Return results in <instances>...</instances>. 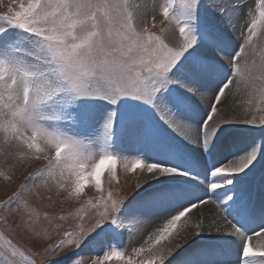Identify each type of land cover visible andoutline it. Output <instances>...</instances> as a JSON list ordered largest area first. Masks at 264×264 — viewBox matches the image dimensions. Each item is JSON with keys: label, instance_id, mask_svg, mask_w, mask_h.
<instances>
[{"label": "snow or ice", "instance_id": "1", "mask_svg": "<svg viewBox=\"0 0 264 264\" xmlns=\"http://www.w3.org/2000/svg\"><path fill=\"white\" fill-rule=\"evenodd\" d=\"M143 4L0 0V138L13 161L39 165L0 199V264H52L62 256H74L71 264H166L204 232L240 241L235 264H264V226L249 233L225 215L223 201L207 195L176 206L158 222L139 213L125 217L132 193L155 183L159 187L146 193L140 208L171 206L179 197L167 180H193L195 174L117 154L109 145L114 117L122 108L147 106L204 152L229 126L264 129V0H208L239 37L231 52L221 35L197 34L192 27L199 0H163L141 19ZM157 22L160 27L153 31ZM204 80L219 83L209 93L198 83ZM165 92L194 96L204 104L198 127L176 118ZM239 95L245 97L242 105L230 103ZM78 98L98 99L107 109L93 138L69 134L60 125L69 102ZM143 132L151 135L148 125ZM259 159H264V137L212 164L194 182L209 191L222 189L224 198L238 202L239 194L225 185H233ZM118 161L124 173L135 177L130 191L114 186L119 184ZM41 189L49 193L50 204L54 191L71 207L64 214L42 213L30 203L33 196L43 198ZM209 206L213 210L205 214ZM126 225L131 246L120 248L117 241ZM25 237L32 247L22 243ZM84 249L102 251L82 255Z\"/></svg>", "mask_w": 264, "mask_h": 264}, {"label": "rangeland", "instance_id": "2", "mask_svg": "<svg viewBox=\"0 0 264 264\" xmlns=\"http://www.w3.org/2000/svg\"><path fill=\"white\" fill-rule=\"evenodd\" d=\"M142 1H144V0H140V2H142ZM159 1L160 0H148L147 3L150 5V9L153 10V7H154L153 4L158 3ZM160 2H163V0H161ZM207 2H208V0H206V4H205L204 0H199V6L196 10V19L192 23V27L194 28V30L196 31L197 34L203 33V32H215V33L221 35L223 38H225V40H227V42L229 44L230 48L228 47L227 51L229 50V52H231L233 49L236 48V46L237 47L239 46V44H238L239 43V37L227 28L226 21H225L224 17L219 15L217 12H215L213 10V8L209 7V4ZM215 2L219 3L220 0H215ZM2 10H3V8L0 7V11H2ZM159 27H160V25L157 22L156 28H154L152 30L158 31ZM235 43H236V45H235ZM225 71H227L226 65H225ZM207 81L209 84L211 83V82H209L210 80H207ZM198 82H200V81H198ZM213 82L214 83H211L210 85L208 83H202L201 82L202 84L200 83V85L202 86V85L207 84V87L213 88V86L217 82V85H216V87H217L219 81L213 80ZM164 98L167 101L169 108L175 107L171 111H173V112L177 111V112H174L177 119H179L182 122L185 121L184 123H186V121L188 122L190 120V122L191 123L193 122V123L191 124L190 122H188L187 124H189L191 126L195 125L194 127L199 126L202 118H199V119L197 118L198 120H196L195 118L192 117V115L195 113V111L193 110L194 109L193 105L190 103V105H192V107H191L188 104V102L190 101L188 96H183L179 93H173L171 96H169V94L167 92H165ZM181 98H183V99H181ZM240 98L245 99V97L243 95H240ZM179 99H181V100H179ZM180 101L183 102V105ZM188 106L190 109L188 108ZM181 108L184 109L182 111H186V112L183 113L182 111H180ZM106 112H107V109H106L103 101H100L98 99H91V98H78L75 101L69 102V107H68L67 111L65 112V119L60 122V125H61V127L67 129V131L68 130L69 131H76L79 134L78 136L93 138L99 134V132L101 130V126L103 124L102 117L104 114L106 116ZM180 112H181V114H180ZM204 112L205 111L203 110V112H202L203 115H204ZM71 116H73V117H71ZM104 119H105V117H104ZM191 119H192V121H191ZM193 119H195L196 121L195 120L193 121ZM72 120L74 122H78L79 125L75 126L74 124H72L73 123ZM161 123L162 122L156 117L155 113L150 108H148L147 106L139 107V108L135 109L134 111H129V110H126L123 108L120 109L118 111V115L116 117H114L113 135H112V139L109 142L110 149L113 152L120 154V155L140 156L146 162H162L164 164H168V165L170 164V166L174 164V165H176V167H178V168L180 167L181 169H191L192 170L193 168H195L196 166L187 168V160H186V156H185L187 154L181 149L183 147V145H182L183 141H184L183 137L181 139L180 135H175L176 133L174 135L172 134L171 136H168L169 134L165 130L164 125ZM145 125H148L149 128L151 129V135H149V136H146L143 132V128ZM166 128H168V127L166 126ZM233 128L227 130L228 132L225 131L226 134H224L225 133L224 132L223 135L220 137V140L219 139L216 140L214 142V145L211 147V149L208 152H204L205 155H207L206 156L207 159L210 160V163H212V164L218 163V162H220L226 158H229L230 156L237 155V154L246 150L245 144L242 142L243 138H241V136H240L242 127L241 128L240 127H238V128L233 127ZM168 130L170 131L169 128H168ZM260 135H261L260 137H264V129L262 131H260ZM233 137L235 138V140ZM169 138H170V140H169ZM223 139H224V141H223ZM236 140H238V141L236 142ZM249 141L250 140H248L246 142L248 148L252 145V142L251 141L249 142ZM241 142H242V144H239ZM180 143H181V145H180ZM172 148L173 149L177 148V151L180 153V155L184 156L185 158L184 157L180 158V156H178L177 154H175V156H171L170 155V149L172 150ZM9 151H11V149H9L8 145L4 144L2 138H0V199H2L4 197L6 191L14 189L15 186L20 183V181L23 179V176L26 175L28 171H31L34 167L39 166V165L34 164V163L21 165V164L17 163L16 161H13L11 157L6 155V153ZM214 161H216V162H214ZM130 162H131V160L129 159V163ZM41 163H43V162H41ZM212 164H209V165L211 166ZM117 169L120 173L119 184H114V186L118 187V188H123V190L125 192L130 191L131 188L134 187V185H135V177L132 174L124 173L122 165L120 164L119 161L117 162ZM261 172L264 175V170H261L259 173H261ZM5 174L11 175L13 177V179L11 181L6 182L3 179V176ZM196 175L199 176V174H196ZM242 176H243L242 173L239 174L238 178L234 181V184L232 186L225 185V187L226 188L227 187L228 188H234L235 191L240 196L243 193V192L240 193V191H242V185L246 184V182H245L246 180L241 181ZM129 177L131 179H129ZM239 179H241L240 182H236ZM105 183H107V174H105ZM236 185H238V186H236ZM176 189L178 190V188H176ZM205 190H206V188H205ZM210 192H212L211 198L216 199L217 203H221V201H223L222 206L224 208L225 215L229 219H231L232 221L234 220L233 221L234 223L238 224L241 221V219L239 220V218H240L239 214L240 213H242L243 211H245V212L249 211V209L247 210L245 208V206H242V202L240 200H239L240 202L239 201L238 202L237 201L230 202L226 198H224L222 195V192H223L222 189H217V190L210 191ZM41 193L43 195V198L33 196L32 198H30V203H32L33 206H38L39 210L42 213L47 211L50 214L51 213L64 214L71 207V205L68 202L62 201V197L57 198L55 196L54 191L51 194L53 197V202L51 204L49 203V201L47 199L49 193L43 189H41ZM135 194H136V192L132 193V195L128 198V201H126V203L129 202L135 196ZM188 200L186 201V203L188 202ZM70 222H72V221L69 220L67 223H70ZM67 223H65V227L67 226ZM125 228H126V226H125ZM125 228L120 230L123 233V235L117 241V246L120 248L130 247V246H128L129 242H128V238H127L126 233H125ZM53 237L55 238V234H53ZM233 238H235V237H233ZM233 238L231 236L230 239L228 240V243H227V241L225 243H223V246H221L222 248H220V246H219V244H221L222 243L221 241L223 240L221 237H220V239L219 238L218 239L212 238V239L208 240V244L210 246L209 252H205V250H204L205 248H202L203 246L201 244H198L200 242L199 239L195 240L193 243L196 244L198 247L199 253H198L197 257L200 258L199 259L200 261L199 260L197 261V262H199L198 264H208V263L209 264H225L229 261V259L231 260V264H235L234 261H236L235 259H236L237 255L233 254L230 251V249H231L230 245L231 244L234 245V242H233L234 239ZM22 243H24L28 247L33 246L26 237L22 240ZM238 245L240 246L239 243H238ZM220 249H223L225 251L228 250V253L224 254L222 252V250H220ZM85 250L86 249H84V252H85ZM99 251H102V249H95V250L89 249V253H91V254H98ZM179 252L180 253H177V254L175 253L176 255L174 254L172 257H170L169 260L166 261V264H170V263L174 262V260H176V263L174 262L175 264H194L195 263L194 262L195 257L191 256V254L188 252L187 248H184L183 250H181ZM185 253H187V254H185ZM205 253H207V254H205ZM81 254L85 255L83 252ZM229 255H231V257ZM181 256H183V257H181ZM234 256H235V258H234V260H232ZM72 258H75V257L74 256H71V257L70 256H62V257L57 258L56 260H53L52 264H71ZM182 258H183V260H181ZM225 259H227V260L225 261Z\"/></svg>", "mask_w": 264, "mask_h": 264}, {"label": "bare ground", "instance_id": "3", "mask_svg": "<svg viewBox=\"0 0 264 264\" xmlns=\"http://www.w3.org/2000/svg\"><path fill=\"white\" fill-rule=\"evenodd\" d=\"M161 1V0H160ZM159 1V2H160ZM148 2V0H144V1H142V3H144L143 4V8H142V15H141V19H144V18H147V16L148 15H151V12H152V9H150V5L147 3ZM158 2V3H159ZM4 3H7V0H4ZM204 3L206 4V0H204ZM208 3V2H207ZM2 8V7H1ZM152 8V7H151ZM158 21H159V17H158ZM159 23V22H158ZM223 35V34H222ZM227 36V35H226ZM234 37V36H233ZM227 38V37H226ZM225 39V38H224ZM236 39V38H235ZM227 41V40H226ZM232 41V40H231ZM230 41V42H231ZM235 42V41H234ZM234 44V43H233ZM239 44V43H238ZM231 45V44H230ZM235 45H236V43H235ZM233 47V46H232ZM237 47V46H236ZM230 48V47H229ZM234 48V47H233ZM228 52H229V50H228ZM208 83V81L207 80H204V81H200V82H198L199 84L200 83ZM209 82H211V83H214L213 82V80H210ZM201 83V84H202ZM210 83V84H211ZM209 84V83H208ZM209 84V85H210ZM208 85V86H209ZM216 85H217V82H216V84L213 86V88H210V87H207V84L206 85H202L201 87H202V89L203 90H206V91H208L209 93H211L215 88H216ZM179 94H181V93H179ZM182 95V94H181ZM184 96V95H183ZM242 97V96H241ZM181 99H183V98H181ZM181 99H179V100H181ZM188 99V98H187ZM186 99V100H187ZM189 99H190V101L188 102V104L190 105V103L193 105V107H194V111H195V113L192 115V117L193 118H195L196 120H198L199 118H202L204 115H205V113H206V108H205V106H204V104H202L197 98H195L194 96H192V97H189ZM188 99V100H189ZM185 100V99H184ZM187 100V101H188ZM243 98H240V95L239 96H237V97H235V98H232V100L230 101V103L231 102H234L237 106H240V105H242V103H243ZM181 102V101H180ZM182 103V105H183V102H181ZM185 104V103H184ZM192 105H190L191 107H192ZM173 107V106H172ZM177 107V106H176ZM173 108H175V107H173ZM173 108H169L170 110H173ZM183 108V107H182ZM181 108V110L180 111H182V110H184V109H182ZM188 108H189V106H188ZM178 109V108H177ZM190 109V108H189ZM203 110L205 111L204 112V115L202 114V112H203ZM174 112H177V111H174ZM183 113L184 112H186V111H182ZM193 112V111H192ZM177 114V113H176ZM180 114H181V112H180ZM179 114V115H180ZM192 114V113H191ZM190 114V115H191ZM187 115V114H186ZM189 115V114H188ZM71 117H73V116H71ZM188 117V116H187ZM191 117V116H190ZM179 118V117H178ZM198 118V119H197ZM186 119V118H185ZM195 119H193V121L195 120ZM195 120V121H196ZM73 121V120H72ZM76 121V120H75ZM191 121H192V119H191ZM185 122V121H184ZM188 122H190V120L188 121ZM187 121H186V123H188ZM191 123V122H190ZM193 123V122H192ZM191 123V124H192ZM197 123V122H196ZM72 124H74L75 126H77L78 125V122H74L73 121V123ZM161 124H163V123H161ZM164 125V124H163ZM195 126V125H194ZM193 126V127H194ZM233 127H236V128H238V127H242V129H241V133H240V136H241V138H243V140H242V142L245 144V141H246V139H247V141L248 140H252L251 142H252V144L254 143V142H256V141H258V140H260L261 139V135H260V131H262L263 129H261V128H259V127H256V126H249V125H232V126H229L225 131H227V130H229V129H232ZM164 128H165V130L167 131V133L169 134L168 136H171L172 134L174 135L175 133L170 129V131L168 130V128H166V125H164ZM234 129V128H233ZM67 130V129H66ZM69 131V130H68ZM224 131V132H225ZM223 132V133H224ZM228 132V131H227ZM223 133H221L220 134V137L223 135ZM232 133V132H231ZM238 133V132H237ZM69 134H73V135H79L76 131H69ZM224 134H226V132L224 133ZM234 134V133H233ZM262 134V133H261ZM175 135H177V134H175ZM193 136H194V133L192 134ZM220 137H219V140H220ZM234 138V137H233ZM181 139H182V137H181ZM169 140H170V138H169ZM184 140V141H183ZM183 147L181 148L187 155H185L187 158H189V159H191L192 161L194 160L195 161V168H193L192 170L191 169H184V170H186V171H188V172H190V173H193V172H195V173H200L201 171L202 172H204V171H206L208 168H210L209 166V164H212V163H210V161L208 162L209 164H207L205 161H204V158L203 159H200L203 155H205V153H204V151L198 146V145H195V144H193V143H189V142H187L184 138H183ZM234 140H235V138H234ZM223 141H224V139H223ZM238 140H236V142H237ZM241 141V140H240ZM249 141V142H250ZM178 142V141H177ZM235 142V143H236ZM242 142L241 143H239V144H242ZM173 143V142H172ZM179 143V142H178ZM216 144V143H215ZM224 144V143H223ZM243 144V145H244ZM180 145H181V143H180ZM214 145V144H213ZM222 145V144H221ZM250 145V144H249ZM239 146V145H238ZM259 145H257V151L259 152ZM178 148V147H177ZM223 149V148H222ZM182 151V152H183ZM217 151V150H216ZM237 151V150H236ZM225 152V151H224ZM237 153V152H236ZM232 154V153H231ZM230 154V155H231ZM178 156H180V158L181 157H184V156H182V155H178ZM207 156V155H206ZM227 157V156H226ZM225 157V158H226ZM231 157V156H230ZM185 158V157H184ZM183 158V159H184ZM212 162V161H211ZM214 162H216V161H214ZM261 162V163H260ZM172 164V163H171ZM168 165V164H167ZM170 165V164H169ZM174 165V164H173ZM173 165H171V166H173ZM179 165V164H178ZM173 167H176V165H174ZM178 168V167H177ZM180 168V167H179ZM261 170H264V159H259V162L258 163H256L255 164V166L252 168V170L251 171H248V172H246V173H242L243 174V176L241 177V179H239V180H237L236 182H240V180L241 181H243V180H246L245 182H247V180L248 179H251V180H255V178H256V176H258V173L261 171ZM248 174V175H247ZM133 177V176H132ZM129 179H131L130 177H129ZM162 179H164V178H162ZM195 179H196V177L194 176L193 177V180H189L188 178H175V179H169V180H167V183L168 184H170V185H172V186H174L175 188H178V190H177V192L178 193H181V194H178V199H177V201L174 203V205H171V206H167V207H160V208H156V209H152V210H147V211H145V210H142L141 208H140V203L142 202V200H143V198L145 197V195H146V193H148V192H151V191H153L155 188H157V187H159V185H157V184H155V183H152V184H150V185H146L145 186V188L143 189V190H140V191H138V192H136V194H135V196L129 201V202H127L126 204H125V206H124V209H123V215L125 216V217H133V216H135V215H137L138 213L139 214H141V215H143V216H146V217H149L153 222H158L160 219H162L163 217H165V216H167V215H169V214H171V212L172 211H174L175 210V207L176 206H179V205H181V204H186V201L188 200V199H192V200H194V199H196V198H198V197H203V196H205V195H207L208 197H210L211 198V196H212V192H210V191H208L207 189L205 190V187L203 186V184L202 183H196V182H194L195 181ZM250 181V180H249ZM242 184V183H241ZM244 185V184H243ZM230 186H232V185H230ZM229 186V187H230ZM236 186H238V185H236ZM235 186V187H236ZM228 188V187H227ZM199 192H201V193H199ZM220 193V192H219ZM240 193H242V191H240ZM198 195V196H197ZM196 197V198H195ZM245 197V196H244ZM239 199H241L240 198V196H239ZM247 200V197L244 199V201H246ZM213 209H212V206H209V208H207V209H205V214H209V212L210 211H212ZM125 233H126V236H127V238H128V242H129V235H128V226L126 225V228H125ZM220 237L223 239L221 242V244H219V246H220V248H222L221 246H223V243H225L226 241H227V243H228V240L230 239V237L231 236H228V235H225V234H223V233H216V232H204V233H201L199 236H197V237H195V238H193V239H191L183 248H181L180 250H178L177 252H176V254L177 253H180L179 251H181V250H183L184 248H187V250H188V252L191 254V256H193V257H195V260H194V264H198L199 262H197L200 258H198L197 256H198V247H197V245L196 244H194L193 242L195 241V240H197V239H199L200 240V242L198 243V244H201L203 247L202 248H205L204 250H205V252H209V248H210V246H209V244H208V240H210V239H212V238H214V239H220ZM233 238V237H232ZM234 239V240H233ZM232 240H233V242H234V245L233 244H231L230 245V247H231V249H230V251L233 253V254H236V255H238V250H239V245H238V241L239 240H237L236 238H233ZM198 240V241H199ZM231 241V240H230ZM229 241V242H230ZM127 242V243H128ZM134 243V242H133ZM228 245V244H227ZM128 246H131V244H130V242H129V244H128ZM229 247V248H230ZM226 248V247H225ZM228 248V247H227ZM220 250H222V252L224 253V254H227L228 253V250L227 251H225V250H223V249H220ZM186 252V251H185ZM230 252V253H231ZM83 253L85 254V255H87V254H91V253H89V249H86L85 250V252H84V250H83ZM231 253V254H232ZM175 254V255H176ZM185 254H187V253H185ZM205 254H207V253H205ZM232 254V255H233ZM228 256V255H227ZM230 257H231V255H229ZM180 257V256H179ZM181 257H183V256H181ZM201 257V256H200ZM206 257V256H205ZM225 257V256H224ZM176 258V257H175ZM207 258V257H206ZM234 258H235V256L233 257V259L232 260H234ZM173 259V258H172ZM194 259V258H193ZM181 260H183V258L181 259ZM227 259H225V261H226ZM236 260V259H235ZM179 261V260H178ZM200 261V260H199ZM170 262V261H169ZM174 262L176 263V260H174ZM174 262H172V263H170V264H173ZM234 262H236V261H234ZM174 263V264H175ZM180 263V262H179ZM212 263V262H211ZM209 264V263H208ZM225 264H231V260L229 259V261L227 262V263H225Z\"/></svg>", "mask_w": 264, "mask_h": 264}]
</instances>
